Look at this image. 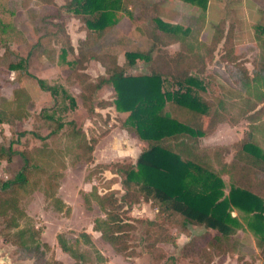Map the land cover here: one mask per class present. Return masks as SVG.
I'll list each match as a JSON object with an SVG mask.
<instances>
[{"label":"trees","instance_id":"16d2710c","mask_svg":"<svg viewBox=\"0 0 264 264\" xmlns=\"http://www.w3.org/2000/svg\"><path fill=\"white\" fill-rule=\"evenodd\" d=\"M21 6H27L29 0H19ZM131 0H64L62 4L55 0H36L40 19L56 26L53 33L64 37V50L75 55V65L71 75L77 80L80 88L81 104L89 116H99L96 108L111 104L110 100L94 97V92L103 85L115 88L117 105L128 113L121 121L120 127L132 131L143 141L135 160L113 161L97 166L107 168L119 177L123 192L117 196L116 190L107 188L103 192L91 187L90 195L96 202L102 216L93 219L92 228L112 249L123 256L132 253L130 230L134 228L128 211L132 203L149 201L154 209L151 219L145 218L153 230V242L175 244V238L186 230L188 225H201L214 231V237L206 243L224 254V250L236 251L237 238L234 237L238 220L231 214L232 205L250 213L249 225L257 236L256 244L264 245V168L261 164L264 144V3L258 8L260 21L254 25V44L247 50L236 52L231 29L224 28L222 20L212 25V33L206 44L199 38L204 22L205 0H185L200 6L198 16L192 17L189 26L181 27L162 19L165 8L158 0H151L130 13L133 22L141 24L150 47L145 52L125 51L127 63L136 58L149 61L148 72L131 74L125 65L116 60L110 52L95 54L81 43L75 47L71 44L65 29V11L75 15L96 12L93 18H86L85 24L100 27L106 22L114 23L117 19V5L129 4ZM27 10H31L30 7ZM42 34H38L25 56H20L11 48L5 47L0 54V122H14L28 113L32 97L24 84H16L10 78L12 69H18L16 75L25 73L36 81L42 89L49 88L32 72L28 65L31 56L48 55V50L41 43ZM176 43L177 48L170 52L167 45ZM217 49V50H216ZM216 50V52H215ZM249 53V58L246 55ZM95 59L103 66L104 71L96 79H90L85 72L86 62ZM250 63V68L245 64ZM23 62V63H21ZM212 64L211 72L205 73L212 78H220L231 85L230 90L223 87L220 92L204 98L205 78L200 68ZM194 71V72H191ZM206 77V76H205ZM204 81V82H203ZM211 83V82H207ZM171 86H175L174 89ZM3 87L9 88L10 96L3 93ZM164 97H169L178 105L200 113L207 118L202 130L161 111L158 104ZM251 102L249 107H240L237 100ZM252 100V101H251ZM252 104L258 106L254 109ZM244 117L248 128L238 140L227 144L203 145L198 133H210L220 121L230 125L238 123ZM66 142L60 149L49 145L44 136L40 143L20 151L22 165L14 175L0 180V190L14 194L10 202L5 199L10 211H0L2 226L0 236L3 241L16 245L20 257L32 258L34 264H63L59 260H44L48 244L39 239V232L30 222V218L20 209L17 199L20 194L36 184L44 175L47 187L43 193L56 210L65 202L55 193L57 179L65 167L64 153L71 155V161L90 160L92 149L97 140L104 136L108 129L96 133L92 127L85 131L73 119L67 121ZM61 120L54 122V128L62 127ZM232 147L229 161L225 154ZM13 153L11 146L0 143V160H8ZM227 175L230 186L227 192L222 190V177ZM112 176L111 179H114ZM54 183H53V182ZM83 200L89 205L87 195ZM5 201V202H6ZM2 204V203H1ZM20 221H23L20 224ZM171 226H177L176 232H170ZM83 243L90 250L76 248L63 233H56V242L60 249L68 253L73 264H93L90 252L96 260H105L93 246L90 234L79 233ZM74 241H77L75 238ZM199 240L191 237L182 246H196ZM204 250V249H203Z\"/></svg>","mask_w":264,"mask_h":264},{"label":"rangeland","instance_id":"374dc122","mask_svg":"<svg viewBox=\"0 0 264 264\" xmlns=\"http://www.w3.org/2000/svg\"><path fill=\"white\" fill-rule=\"evenodd\" d=\"M62 4L64 0H55ZM151 0H131L129 4L117 5L116 21L106 22L100 27H90L85 24L86 18H93L96 12L75 15L72 11H64L65 29L74 47L81 43L95 54L110 52L116 55V60L125 65L126 71L131 74L148 72L150 63L147 60L136 58L129 64L124 56L125 51L145 52L150 47V41L146 38L141 24L144 21L133 22L130 13L133 8ZM165 8L163 20L177 24L179 28L189 26L192 17L198 16L200 6L185 0H158ZM264 0H205L204 22L199 33L202 42L208 43L212 33V25L220 20L224 22V28L231 29V34L236 52L249 49L254 44V25L260 21L258 8ZM30 7L31 10H27ZM55 25L43 22L40 19L39 6L36 0H29L27 6H21L19 0H0V54L5 47L11 48L20 56H25L38 34H43L41 43L48 50V55L31 56L27 61L30 72L35 74L44 85L49 88L42 89L36 81H33L25 73L17 76L18 69L10 70L9 77L15 78L16 84H24L32 97L28 107V113L22 119L14 122H0V143L10 145L13 153L8 160H0V180L8 179L21 167L23 161L20 151L40 143V137L44 136L49 145L64 148L65 132L69 128L67 121L73 119L75 123L87 131L88 127L99 133L103 129L108 132L101 136L94 144L92 158L90 160L79 159L71 161V155L64 153L65 167L62 176L57 179L58 195L66 204L56 210L50 200L43 193L47 187L43 180L44 175L36 184H31L29 189L18 196L17 202L20 209L30 218V222L38 230L39 239L48 244L44 252V260H59L63 264H73L74 259L62 251L56 242V233L64 236L76 248L90 250V246L83 243L80 232L90 234L93 246L103 255L105 260H96L94 253L90 252L93 264H264V245L256 244L257 236L250 228V213L240 210L232 205L231 214L235 215L238 224L233 234L237 238L236 251L224 250V254L206 243L214 237V231L201 225H188L186 230L180 232L175 238V244L168 242H153L155 234L146 223L145 218L151 219L154 209L149 201L132 203L128 211L132 218L134 228L130 230V243L132 253L123 256L116 253L112 247L104 241L97 230L92 228L93 219L102 216L96 202L90 195L92 186L97 191L103 192L108 187L116 190L119 196L123 189L119 183V177L107 168L97 166L108 164L113 161H134L143 141L139 140L132 131H126L120 127L128 111L119 107L114 101L115 88L112 85H103L94 92V97H102L110 100L111 104L104 108H96L99 116H89L81 104L79 96L80 88L77 80L71 75L75 60L71 52L64 50V37L54 34ZM172 52L177 48L176 43L166 47ZM217 50V49H216ZM215 50V52H216ZM249 58V53L246 55ZM23 63V62H21ZM250 68V63L245 60ZM212 64H206L200 68L204 74V91L200 94L204 98H210L213 93H219L223 87L219 82L227 86L220 78H212L205 73L211 72ZM20 69V71H21ZM104 71L99 61L90 59L86 62L85 72L90 79H96L99 73ZM22 72V71H21ZM194 72V71H191ZM206 76V77H205ZM211 82V83H207ZM172 89L175 86H171ZM3 93L10 96L9 88L3 87ZM252 101V100H251ZM240 107H249L251 102L237 100ZM162 112L180 119L193 128L202 130L207 118L194 111L178 105L171 98L164 97L158 104ZM254 109L258 106L252 104ZM123 119V120H122ZM61 120L62 127L50 133L54 128V122ZM248 128V121L241 117L238 123L230 125L227 121L218 122L210 133H198L200 143L203 145L230 144L238 140L242 132ZM263 151L264 144L260 146ZM232 147L225 154V160L229 161L232 156ZM264 168V160L261 161ZM115 176L114 179H111ZM222 177V190L227 192L230 182L227 175ZM53 182V181H52ZM54 183V182H53ZM83 194L87 195L89 205L83 200ZM15 198L10 191L0 190V211H10L6 198ZM6 201V202H5ZM2 203V204H1ZM23 221H20L22 224ZM2 226L0 217V229ZM177 226H171L170 232H176ZM195 237L199 240L196 246L184 247L187 241ZM77 241H74V239ZM204 249V250H203ZM0 264H34L32 258L20 257V251L16 245L3 241L0 236Z\"/></svg>","mask_w":264,"mask_h":264},{"label":"crops","instance_id":"0c3cea01","mask_svg":"<svg viewBox=\"0 0 264 264\" xmlns=\"http://www.w3.org/2000/svg\"><path fill=\"white\" fill-rule=\"evenodd\" d=\"M66 31H67V29H66ZM67 33H68V31H67ZM71 42V41H70ZM72 44V43H71ZM73 45V44H72ZM74 46V45H73Z\"/></svg>","mask_w":264,"mask_h":264}]
</instances>
